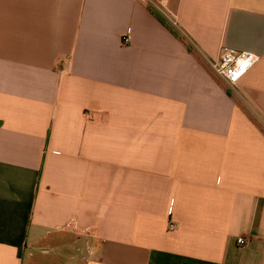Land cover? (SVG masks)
I'll return each instance as SVG.
<instances>
[{
    "label": "crops",
    "instance_id": "0c3cea01",
    "mask_svg": "<svg viewBox=\"0 0 264 264\" xmlns=\"http://www.w3.org/2000/svg\"><path fill=\"white\" fill-rule=\"evenodd\" d=\"M153 1L0 0V264H264V0Z\"/></svg>",
    "mask_w": 264,
    "mask_h": 264
},
{
    "label": "built area",
    "instance_id": "2783aa9c",
    "mask_svg": "<svg viewBox=\"0 0 264 264\" xmlns=\"http://www.w3.org/2000/svg\"><path fill=\"white\" fill-rule=\"evenodd\" d=\"M151 6L162 15L169 24L181 32L180 24L175 17L167 10L163 3L148 0ZM131 36L124 38V43L129 44ZM261 57L250 52H226L218 60H208L214 73L221 78L230 89L237 88L250 71L260 62ZM178 226L170 224V231H177ZM239 244L245 245L246 240L239 239Z\"/></svg>",
    "mask_w": 264,
    "mask_h": 264
},
{
    "label": "trees",
    "instance_id": "16d2710c",
    "mask_svg": "<svg viewBox=\"0 0 264 264\" xmlns=\"http://www.w3.org/2000/svg\"><path fill=\"white\" fill-rule=\"evenodd\" d=\"M157 14H158L157 16L160 18V20L164 23V25H166L168 28H170V30L174 31V33H175L174 28L169 24V22L162 15H160L158 12H157Z\"/></svg>",
    "mask_w": 264,
    "mask_h": 264
},
{
    "label": "rangeland",
    "instance_id": "374dc122",
    "mask_svg": "<svg viewBox=\"0 0 264 264\" xmlns=\"http://www.w3.org/2000/svg\"><path fill=\"white\" fill-rule=\"evenodd\" d=\"M85 252H87V250H86ZM54 264H55V263H54Z\"/></svg>",
    "mask_w": 264,
    "mask_h": 264
}]
</instances>
